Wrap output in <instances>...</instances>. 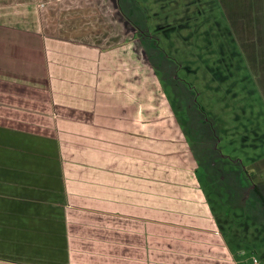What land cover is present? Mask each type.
<instances>
[{"label":"crops","instance_id":"obj_1","mask_svg":"<svg viewBox=\"0 0 264 264\" xmlns=\"http://www.w3.org/2000/svg\"><path fill=\"white\" fill-rule=\"evenodd\" d=\"M216 2L234 70L264 104V0ZM139 34L118 0H0L1 251L240 264ZM150 136H179L185 163L146 160L161 156ZM252 169L264 184V159Z\"/></svg>","mask_w":264,"mask_h":264},{"label":"rangeland","instance_id":"obj_2","mask_svg":"<svg viewBox=\"0 0 264 264\" xmlns=\"http://www.w3.org/2000/svg\"><path fill=\"white\" fill-rule=\"evenodd\" d=\"M216 1L118 0L140 32L188 146L202 160L197 179L226 242L240 264H264V208L252 189L254 183L264 188L252 169L264 159V104L247 92L245 72L234 70L233 38ZM178 138L150 136L146 150L161 156L146 160L184 164L174 158L185 148ZM26 251L19 257L1 251L0 259L48 264L46 252Z\"/></svg>","mask_w":264,"mask_h":264},{"label":"trees","instance_id":"obj_3","mask_svg":"<svg viewBox=\"0 0 264 264\" xmlns=\"http://www.w3.org/2000/svg\"><path fill=\"white\" fill-rule=\"evenodd\" d=\"M184 134V133H183ZM193 155H194V159H195V161L197 162V164H198V166L200 167V165L202 164V160H201V162H199L198 160H197V158H196V155L193 153ZM206 157V158H205ZM204 157V160H206V159H208L209 160V156L207 157V156H205ZM201 159V158H200ZM252 189H254L255 190V192L257 193V195H258V198L260 199V201H261V203H262V206H263V208H264V188H262L261 187V185H258V184H253V188Z\"/></svg>","mask_w":264,"mask_h":264},{"label":"built area","instance_id":"obj_4","mask_svg":"<svg viewBox=\"0 0 264 264\" xmlns=\"http://www.w3.org/2000/svg\"><path fill=\"white\" fill-rule=\"evenodd\" d=\"M254 262L256 263V260H254Z\"/></svg>","mask_w":264,"mask_h":264}]
</instances>
